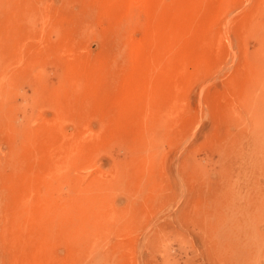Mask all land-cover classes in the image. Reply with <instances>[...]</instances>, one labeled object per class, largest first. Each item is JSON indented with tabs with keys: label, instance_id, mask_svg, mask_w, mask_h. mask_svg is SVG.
<instances>
[{
	"label": "rangeland",
	"instance_id": "374dc122",
	"mask_svg": "<svg viewBox=\"0 0 264 264\" xmlns=\"http://www.w3.org/2000/svg\"><path fill=\"white\" fill-rule=\"evenodd\" d=\"M121 1L0 0V264H264V0Z\"/></svg>",
	"mask_w": 264,
	"mask_h": 264
},
{
	"label": "bare ground",
	"instance_id": "6f19581e",
	"mask_svg": "<svg viewBox=\"0 0 264 264\" xmlns=\"http://www.w3.org/2000/svg\"><path fill=\"white\" fill-rule=\"evenodd\" d=\"M120 1H121V0H120ZM133 1H134V2L137 1V2H140V4L143 3V4L145 5V3H146L147 1H149V0H128L126 3H131V2H133ZM153 1H154V0H153ZM114 3H115V2H114ZM121 3H124V0H122ZM126 3H124V4H126ZM147 3H148V2H147ZM148 4H149V3H148ZM144 5H143V6H144ZM146 5H147V4H146ZM146 5H145V6H146ZM130 6H131V5H130ZM121 22H122V21H121ZM153 32H154V31H153ZM156 33H158V32H155V34H156ZM149 35H150V34H149ZM151 35H153V34L151 33ZM149 37H151V38H149ZM149 37H148V38L152 40V38L154 37V35H153V36H149ZM166 39H167V38H166ZM158 45H159V44H158ZM134 46H135V45H134ZM135 47H136V46H135ZM135 47H134V48H135ZM134 50H135V49H134ZM154 51H155V52H156V51H161V52H162V49H161V48H160V50H159V49H158V50L155 49ZM164 53H166V52H163V53H155V55L153 54L154 56L152 55L151 57H149V59H148V61H147V66L153 68L152 66H154V64H156V63L158 62V63H157V64H158V67H157V65H155V68H156V67H157L158 69H160V67L162 68L163 66L159 65L158 58L161 57V56H159L160 54L162 55V54H164ZM17 54H18V52H17ZM163 56H164V55H163ZM159 60H160V59H159ZM163 60H164V59H163ZM261 64H263V66H264V59H262V63H261ZM167 66H168V65H167ZM168 67L171 68L170 64H169ZM32 68H33V67H32ZM34 68H35V67H34ZM155 68H154V69H155ZM258 68H259V69H258L259 72H261V71H262V70L260 71L261 65H260V67H258ZM263 68H264V67H263ZM28 69H29V68H28ZM168 69H169V68H168ZM162 70H164V68H163ZM164 71H167V70L165 69ZM259 72L257 73V71H256L257 74H255V75H256V76H257V75H258V76H259V75H262V73L260 74ZM252 76H253V75H252ZM256 78H257V77H256ZM258 78H259V77H258ZM258 78H257V79H258ZM261 78H262V77L260 76V79H261ZM136 79H137V82H138V83L135 82V84H136V83H137L136 85L140 84L141 82L139 83V81H138L139 78H136ZM136 79H135V81H136ZM147 80H148V79H147ZM260 81H261V80H260ZM262 81H263V80H262ZM255 83H256V82H255ZM147 84H148V82H147ZM256 84H257V83H256ZM260 84H261V83H260ZM143 86H144V85H143ZM145 86H146V85H145ZM261 130H262V129H261ZM263 130H264V129H263ZM28 139H29V138H28ZM253 147H254V146H253ZM255 147H256V146H255ZM253 153L255 154V152H253ZM261 153H262V152H261ZM256 156H257V154H256ZM253 157H254V155H253ZM253 159H254V158H253ZM256 159H257V158H256ZM232 198H233V197H232ZM42 208H43V202H42L41 199H40L38 202H36V203L31 207V209H35V210H40V209H42ZM24 209H25V208H24ZM24 209H23V210H24ZM26 211H27V210H26ZM235 228H236V227H235Z\"/></svg>",
	"mask_w": 264,
	"mask_h": 264
}]
</instances>
